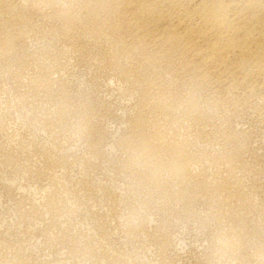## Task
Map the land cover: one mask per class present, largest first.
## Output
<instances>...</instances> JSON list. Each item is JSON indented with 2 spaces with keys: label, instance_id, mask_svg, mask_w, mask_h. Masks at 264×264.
<instances>
[{
  "label": "rangeland",
  "instance_id": "rangeland-1",
  "mask_svg": "<svg viewBox=\"0 0 264 264\" xmlns=\"http://www.w3.org/2000/svg\"><path fill=\"white\" fill-rule=\"evenodd\" d=\"M187 64L119 0H0V264H264V115Z\"/></svg>",
  "mask_w": 264,
  "mask_h": 264
},
{
  "label": "bare ground",
  "instance_id": "bare-ground-1",
  "mask_svg": "<svg viewBox=\"0 0 264 264\" xmlns=\"http://www.w3.org/2000/svg\"><path fill=\"white\" fill-rule=\"evenodd\" d=\"M119 1L147 47L162 57H186L188 71L215 92L256 99L264 115V0ZM138 152L153 160L146 141ZM173 155L169 171L185 175L184 155Z\"/></svg>",
  "mask_w": 264,
  "mask_h": 264
}]
</instances>
